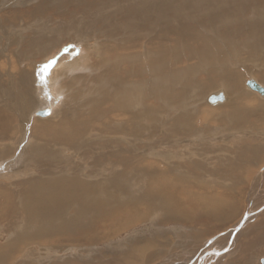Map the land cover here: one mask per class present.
Returning a JSON list of instances; mask_svg holds the SVG:
<instances>
[{
	"label": "bare ground",
	"instance_id": "obj_1",
	"mask_svg": "<svg viewBox=\"0 0 264 264\" xmlns=\"http://www.w3.org/2000/svg\"><path fill=\"white\" fill-rule=\"evenodd\" d=\"M96 1L88 3V0H85L84 5L79 4L81 7L76 6L74 10H70L68 21L63 19L60 24L54 23V26L41 25L32 40H25L27 48L33 54L30 56L31 52L30 57H27L28 52H15L18 57L22 56L28 61L27 66L16 70L17 77L10 78L11 83L7 84V81L3 80V84L0 79V178L4 176L10 181L13 180L7 183L10 185L0 181V219L12 216L9 218L12 223L26 224V230L22 231L23 236L17 238L16 243L2 248L4 251L0 252V263L15 254L20 246L25 249L30 246L46 249L52 247L54 242L62 240L73 243L74 246H77L74 244L77 240L79 245H82L79 237L83 239V231H76L84 227L79 225L83 215L93 217L97 214L92 218L93 222L108 215L106 220L100 224L96 223L98 226L94 227L96 231L101 228V233L86 235V241L93 243L109 239L120 229L123 230L125 223H130L137 216L140 203L130 204L127 201L136 202L139 198L133 196L128 199L124 198V195L130 187L139 185L141 187L137 191H143L147 202H151L150 210L158 211V208L165 205L177 215H183L193 222L213 219L222 223L229 220L231 215H236L237 210L233 205L229 206L224 199H220V195H211L218 191L227 192L224 186L230 176L235 177L236 184L240 186L239 183L243 182L244 174L249 168L264 162V144L254 145L264 137V128L259 129L264 125L261 108L264 107V98L260 99L246 90L242 77V71L248 62L255 63L257 68H263L257 72L253 70L254 75L260 77L264 74V8L260 7L258 0H251V3L254 2L252 10L256 7L255 12L258 13L254 21L240 17L242 6L244 7L238 2L240 0ZM254 17L255 15H252V19ZM193 23L201 25L203 29L196 30ZM67 27L74 28L72 30L76 38L73 37L71 41H74L76 46L67 57L59 55L60 61L56 64L64 74L61 78H54V88L46 81L50 70L46 74L41 73L42 62L34 66L31 60L35 56L34 52L40 55L43 45L46 46L49 38L47 32L52 34L55 30ZM160 32L166 37L162 38ZM84 34L86 38L91 34L99 36L100 38L95 39L96 43H100L99 46L91 47L88 52L91 45L84 48ZM178 34L194 44H190V48L185 47L183 42L179 43ZM77 38L81 40H75ZM219 41H225L223 46L217 43ZM15 43L24 48V43ZM98 47L100 48L97 49ZM182 47L187 48L184 53L187 54L186 61L198 59L199 62L179 70L177 66L183 62L179 52ZM239 50L247 57L239 58ZM2 51L3 49L0 51L1 57L7 60L8 56L6 55V58ZM5 69L0 63V73ZM14 71L12 69L8 74ZM200 72L208 76L204 84L192 81ZM72 86L76 89V94L73 95L62 88L72 89ZM220 86L225 88V92L219 93L225 97V100L219 103L223 105L207 107L208 109L203 107L204 96L206 97L209 90ZM177 87H181V90L177 91ZM58 97H64V106L70 108L64 111L66 116L63 118L60 116L62 113L60 114L59 104L55 102ZM247 100L260 101L259 107H250L253 102L248 104ZM75 103L78 107H74ZM42 105L53 109L50 119L35 118V110ZM172 106H183L180 113L187 123L181 122L169 112L170 110L166 113L172 116L162 114V108L164 112L173 108ZM174 110L175 108L173 113ZM158 116L170 119L166 123L160 122ZM56 118L59 120L54 121ZM172 118L174 120L170 122ZM252 118L257 119L252 121ZM195 119L197 130L192 128ZM33 123L38 137L34 139L31 138L34 131L30 134V126H33ZM254 125L258 127L257 132H253ZM184 127H187L186 138L191 133L193 138L199 137L195 142L193 140L195 144L201 141V144L208 145V148H202L203 160L209 161L206 154L214 153L213 158L218 163V170L210 166L206 170L207 161L193 162L192 156L190 162L185 160L181 163L160 146L163 142H172L171 132L176 133L175 139L178 138L179 129ZM239 129L246 132L241 131L240 134ZM161 133L167 137H164V141L162 137L159 138ZM204 133L208 135L204 136ZM94 134L97 146L84 143L87 136ZM116 138L121 139L122 144L128 148L116 146ZM158 138L155 145L154 140ZM6 141L9 142L4 145ZM177 143L179 146L181 142ZM115 146L120 153L117 159L119 162H110L109 158L99 155L101 166H92L91 173L81 175L80 170L65 173V169L73 166L72 161L64 156L67 148L74 152L99 150V153H102ZM157 148L164 152L160 154L154 151ZM24 149L28 151L25 158L27 162L25 165L20 162L21 165L15 168L17 160L25 156L20 153ZM17 153L19 156L16 157ZM115 164L118 169L116 172L108 175L103 173L102 168L110 166L113 170ZM140 164H143L144 168L139 169ZM57 169H61V172L55 173ZM34 171L40 173V177L28 179L31 172L36 173ZM204 171L214 176L218 183L199 181L198 177ZM25 176L26 181L19 180ZM221 181L226 184L220 185ZM185 194L186 197L183 196ZM119 204L122 205L121 208ZM191 205L193 207L190 212ZM262 214L264 215V210L249 212L243 218L241 226L229 233L230 236L234 238L238 232H243L250 220ZM45 215L50 218L44 219ZM258 230L260 232V229ZM71 234L74 235L73 239H70ZM243 247L238 254H255L259 255L260 259L264 257V230L255 239L243 244ZM55 248L58 249V246ZM210 254L218 256L221 253ZM254 257L256 260L257 257ZM199 264H205V261Z\"/></svg>",
	"mask_w": 264,
	"mask_h": 264
},
{
	"label": "rangeland",
	"instance_id": "obj_2",
	"mask_svg": "<svg viewBox=\"0 0 264 264\" xmlns=\"http://www.w3.org/2000/svg\"><path fill=\"white\" fill-rule=\"evenodd\" d=\"M90 2L96 3L97 1L96 0H88V3H90ZM238 2H240L244 5V7L242 6L243 11H242L240 17L242 16V18L244 20H248V21H254V19L258 17V13L255 12L256 7H253V10L251 8L253 3H254L253 1H252L253 3H251V0H240ZM258 2H259L258 4L260 5V7L264 8V0L263 1L258 0ZM84 3H85V0H71V1L70 0H0V51L3 49L2 52L5 53V56L6 55L8 56V58L6 56V58H7V60H6L5 58H2L0 55V63L2 64V68H6L5 71L2 72L3 74L0 73L1 81H3V80L5 82L7 81V84L11 83L10 78L14 79L17 77L16 70L23 69L27 66L26 64L28 63V61L23 59L22 56L18 57L15 53V52H18L19 50H21V51L23 50V52H28V54L26 53V55H28L27 57H30L33 54V52L31 50H29L26 46L25 40L27 38L29 40H32L31 38H33V35H35V33H36L35 31L39 30L38 28L43 24L45 26L46 25L54 26V23L60 24L63 21V19L68 21V19L70 18L71 11L74 10L76 6H77L76 8L81 7V5H84ZM79 4H81V5H79ZM73 5H75V6H73ZM63 8L67 11H64ZM243 12H245L247 14H244ZM252 12H254V13H252ZM27 13L28 14L32 13V14L27 15ZM50 14H51V16H50ZM252 15H255V17L253 19H252ZM245 17H246V19H245ZM249 17H251V18H249ZM8 18H9V20H8ZM250 19H252V20H250ZM193 26L198 31H201V29H203V27L197 23H193ZM62 28H63V26H62ZM72 29H74V28L67 27L64 29H59V31L55 30L54 32H52V34H49V32H47V35H49V38L47 40L46 46L43 45L44 48L41 50L40 55H39V53L34 52L35 53V56H34L35 58L33 57L34 60L32 59V57L30 58V60L32 59L31 60L32 64L36 65L38 62H42V67H43V65H45L44 62L48 63L49 61H51L53 59H55L56 63L58 64L60 61L59 55L64 57V55L66 56V55L72 53V51L74 50L73 49L74 46H76L74 41H71V39L73 37H75V35H74L75 33L73 32ZM159 34L162 38L166 37L161 32ZM88 36H90V37H88ZM88 36H87V38H86V35L82 36V40L84 43L83 44L84 48H87L85 46L89 47L91 45L88 49V52H89V51H91L90 50L91 47L99 46L100 43H96L95 39H97V37L98 38H100V37L95 36L94 34H91ZM176 38H177V36H176ZM68 40H70V41H68ZM75 40H78V38ZM80 40L81 39H79L78 41H80ZM178 40H179V43L183 42L184 44L183 43L182 44L185 45V47L190 48V44H192V45L194 44L193 41L185 40L183 38V36L179 35V34H178ZM15 42L20 43L21 45H22V43H24V48L22 46H18V44H16ZM224 42L225 41H222V42L219 41L217 43L220 46L221 45L223 46ZM79 45L82 46V44H79ZM99 48L100 47H98L97 49H99ZM69 49H71V50H69ZM186 49L187 48L182 47L179 51L181 53V57H182V61H183V62H180L177 66L179 70L185 68L186 66L189 67L190 64L195 65V63L199 62V61H197L198 59L197 60L194 59V61L191 60L192 62L186 61L187 54H184V53H186V51H185ZM67 50H69V51H67ZM66 52H67V54H65ZM187 52H188V50H187ZM29 53H31L30 56H29ZM238 54H241V55H238L239 58H246L247 57V55L243 54L240 50H239ZM61 62H63V61H61ZM21 63H22V65H21ZM56 63L54 64L55 66L53 65L49 69L50 72H49V75L47 76V79H46L48 85L51 87H54V84H53L55 82L54 78L58 77V76H59V78H61L62 74H64V73H62V70H60V68H58ZM187 63L189 65H187ZM3 65L5 67H3ZM183 65H185V66H183ZM172 66L174 67V65H172ZM245 67H246L245 68L246 70L244 69L242 71L243 72L242 77H243V81H244V88L246 90H248L250 93H252L253 95L257 96L258 98L260 97V99H263L264 94L262 95L259 92L255 91L252 88L247 86V83L249 81H255L256 83H258L259 85L264 87V74L259 77L257 74L254 75L255 72L252 73L253 70H255L257 72V71H261L263 68L255 67V63H253V62L246 63ZM32 68L33 67H31V69ZM12 69L15 70L14 73L8 74V71H10ZM247 69H248V71H247ZM53 70H55V71H53ZM249 71H251V73ZM57 72H60V73H57ZM244 75H245V77H244ZM249 75H251V76H249ZM11 76H13V77H11ZM188 78H190V76H188ZM207 78H208L207 74L200 72L197 76L193 77L192 81H194L195 83L200 82V83L204 84L206 82ZM4 81L2 82L3 84H4ZM188 83L190 84V81ZM62 88L65 90L67 89V91L69 93H72V95L76 94V89H74L73 86H72V89L71 88L68 89V88H64V87H62ZM224 89H225L224 87L220 86V88H215V89L209 90V93L206 95V97L204 96V99H203L204 101H202V106L205 108H207V107L208 108H215V107H219V106L223 105V104H216V105L211 104L209 102L208 98H210L212 95H217L220 92H223V91L225 92ZM71 90H73V91H71ZM176 90L180 91L181 87H177ZM58 98H57L58 100L56 99L55 102L57 105L59 104L60 114L62 113V115H60V116H61V118H63V116H66V115H64V111H68V109H70V108H66L67 106L66 107L64 106L63 103L66 102V101H64V97H58ZM205 98H207V100H205ZM147 100H149V99H147ZM149 101H151V100H149ZM149 101H147L148 105H149ZM248 101H249L248 104L253 102V104L255 105V106H253V104H250V107H253L255 109L259 107L260 101L254 102L252 100H247V102ZM68 102H69V99H68ZM69 103H71V102H69ZM75 106L78 107V104L75 103L74 107ZM172 107H173V108H171L172 110L167 109V110H164V112L162 111L163 110V108H162V110H161L162 114L165 116L166 115L167 116L174 115L175 117L177 116L181 122L187 123L184 119L183 114L180 113L181 111H183V106H181V107L172 106ZM174 108H175V110L173 113ZM261 108H262V113L264 114V107L262 106ZM52 110L53 109L51 107H49L47 105H44V106L42 105L40 108H37L35 110L36 111L35 118H38L41 120L42 119L43 120L50 119V117L53 115ZM168 111L171 112L172 115H168L169 113H166ZM40 112H49V113L47 116H40L39 115ZM57 119L58 118H56L54 121L59 120V119L58 120ZM158 119L160 122L166 123L167 120H169L170 118L166 119L165 117L158 116ZM255 119H257V118H252V121H255ZM172 120H174V119L172 118L170 120V122ZM196 120L197 119H195L194 123L192 124L193 130H195V129L197 130V127H198V124L195 122ZM257 122H259V121H257ZM34 123H35V121H34ZM34 123H33V126H30V128H32L30 131V134L34 131L31 135L32 139H34L35 137L38 138L36 133H35V129H34L35 128L34 125L38 124V122H36L35 124ZM216 124L221 125V123H216ZM188 125H190V124H188ZM165 128H163L164 131L168 132V130H166ZM185 128H187V127L179 129V136L176 139H175L176 133L172 134V132H171V136L173 138L172 142H171L172 144L163 142V143H161V145H160V143H158V146L160 145L164 149L168 150L166 152L170 155H173V157H175V159H178L180 162L185 161V160H186L185 162H190V156H192V159L197 160V161L193 160V162L203 161L206 163L207 160H205V161L203 160L204 155H202V154L204 152H203L202 148H204V147L208 148V145L205 146V144H201V141H199V143L195 144L194 142L199 137L195 136V138H193V135L191 133L188 134V136L186 138ZM252 128L255 129L253 132H257L256 130H258V127L256 125H254ZM261 128H264V125L262 127H259V129H261ZM262 130H264V129H262ZM241 131L246 132L243 129H239L240 134H241ZM249 131H252V130L249 129ZM204 134H205L204 136L208 135L206 133H204ZM183 136H185V137H183ZM161 137H162V141H164L163 139H164V137H166V135L165 134L163 135V133H161L159 138H161ZM128 138H129V136H128ZM159 138L154 140V144H155V141L159 140ZM96 139L97 138H96L95 134L90 135V136H87L84 143L95 144L97 146ZM193 140H194V142H193ZM176 141L179 143L181 142L179 146H178V143ZM259 141L260 142H255L254 145L258 146L259 144H264V137H262ZM8 142L9 141L4 142V145H6ZM242 143L244 144V142H242ZM1 144L2 143H0V145ZM9 144L11 145V143H9ZM115 145L118 146L119 148L126 146V145L122 144V141L119 138H118V140L116 138ZM155 145H157V144H155ZM116 146H115V148H111L110 150H106L105 152L102 151V153H99V150H91L88 152H83V151L74 152L73 150H70L67 148L66 152L64 153V156L68 157L70 159V162L72 161L71 163L73 164V166L69 167L68 169H65V173H66V171L71 172L73 170H76V171L80 170L79 172L81 173V175H85V174L89 173L90 170H92V169H90L92 166H95V164H97V165L100 164L101 160H99L100 159L98 157L99 155H104L107 159L109 158L110 162L111 161L112 162L118 161L117 159L119 158L118 155H120V153L118 152V149H117L118 147L116 148ZM160 146H159V148H160ZM126 147L128 148V146H126ZM154 151H158L160 154H162L164 152V151H161L160 149L158 150V148L154 149ZM27 152H28L27 149H24V151L20 152V153H22L21 155H25V156H23L19 160H17L15 168H18L21 165L20 162H24V165H25V163L27 162V159L25 160ZM96 152L98 154H96ZM214 155H215L214 153H210L208 155L206 154V158H209V161H207L208 165L206 166V170H207L208 166H210L211 168L214 167V168H216V170H218L217 168L219 166H218V163L215 162L216 159L213 158ZM17 156H19L18 153H17L16 157ZM181 156H182V158H179ZM211 158H213V159H211ZM100 166H101V164H100ZM140 166H141V168H140ZM202 166H204V165H202ZM76 167L77 168L79 167V168L77 169ZM142 168H144L143 164H140L139 169H142ZM112 169L114 171L111 170L110 166H108V167H105V169L102 168V171L106 175H108V173L116 172L118 170L116 167V164H115V168H112ZM165 169L170 171V169H168V168H165ZM182 169L186 170L184 168H182ZM55 171H56L55 173H60L61 169H57ZM34 172H36V171H34ZM62 172H63V170H62ZM79 172H77V173H79ZM41 173L43 174L44 172H41ZM103 173H102V175H103ZM206 173H207V171H204L198 177L199 181L208 180V183H209L211 181L213 182V181L217 180L214 176L209 175L208 173H207L208 174L207 175ZM39 174H38V172H36L35 174L33 172H31V174H29L30 177L28 176V179H32L33 177L35 179L39 178L41 175V174L40 175ZM220 174H223V173H220ZM230 177L231 178H229V177L227 178L228 181L226 180L228 186L227 185L224 186L225 189H227L229 192L228 191L227 192H219L218 191V192H214V194L211 195V196L220 195V199H224V201L227 204H230L229 206L233 205L236 208V210H237L236 215H234V216L231 215L230 217H228V219L230 218L229 219L230 221L227 220V221H224L222 223H219L216 220L213 221V219L212 220L208 219V220H205V222L200 221V220L197 222L195 220L193 222L192 220L185 218L183 215H177L173 210H171V208L169 206H165V205H163L164 207L159 206L160 208H158V211H156L155 209L150 210L151 209L150 208L151 202L150 203L147 202L148 200H146L143 191H141V190L137 191L141 187L139 185L137 187H130L131 188V189H129L130 191L128 190L129 192L127 191L126 195H124V198L127 197L128 199H131L133 196L139 198V201H136V202L135 201H127V203L130 202V204L132 202L133 203H140L139 204L140 210L139 209L137 210L138 211L137 216H135V219L133 218L132 221H130V223H128V224H126L124 222L126 225L125 228L123 230L120 229L121 230V231L119 230L120 232L119 231H118V233L116 232L109 239H103V241L101 239V240H99L100 242H93V243L90 241H86L85 240L86 235H89L92 233H94L93 235H98L101 233L100 232L101 228H100V230L98 229L97 230L98 232H97L96 230H94V227L96 228L98 226L97 225L98 223L100 224L103 220H106L108 215L104 216L102 218L99 217V219L97 218L94 222H93L92 218H95V216H97V214L93 217L91 215H89V217L83 215L82 221L79 225L84 226V227L82 228V230L76 231L78 233L83 231V234H81L82 235L81 237L83 239H81L79 237V240L80 241L82 240V245H79L77 240L74 242V244H76L77 246L72 245L73 243H70L66 240H62V241L58 242L59 244L54 242L52 244V247H49L46 249L44 247L39 248L38 246H30V247H28V249H25L24 247L20 246V248L16 251L15 254H13L5 262H3V263L1 262L0 264H199V262H202L203 260L205 261V264H241V262L238 258L239 256L235 255V252L239 253V250L242 249L243 244L247 243L248 241L255 239V237L257 235H261V233L264 230V226H263L264 225V215L263 214L259 215L257 218L250 220L248 225L245 228H243L244 231L238 232L237 233L238 235L235 236L234 238L231 237L229 233L234 231V229H236L238 226H240V224H242V222L244 220L243 218H245V216L249 212L254 213L258 210H261V211L264 210V162H262L261 164H254V167L249 168V171H247V173L244 174V177L242 180L243 182L241 184L239 183L240 186H238L236 184L237 180L235 177H232V176H230ZM133 178H135V177H133ZM26 179H27V177L25 176L23 178L20 177L19 180H25L26 181ZM98 179H100V178H98ZM142 179H144V177ZM177 179H180V178H177ZM0 181L4 184L13 182V180L10 181L9 178H6L4 176H2L0 178ZM216 182L218 183V181H216ZM222 184L225 185L226 183H223L221 181L220 185H222ZM7 185H10V184H7ZM219 187L220 186H218V188ZM220 193H222V195ZM12 196H13V194H12ZM183 196L186 197V194ZM200 196H201V193H200ZM129 197H131V198H129ZM121 207H122V205L119 204V208H121ZM192 207L193 206L191 205L190 206V212L192 210ZM149 210H150V212H149ZM168 210H170V211L167 212ZM112 212L115 214L114 210ZM171 213H175L176 215L175 214L172 215ZM109 216H110V214H109ZM11 217L12 216H10L9 218H11ZM9 218L0 219V225H1L0 226V252L4 251L2 249L3 247L8 246L10 243L15 242L17 238L22 237L24 234V233H22V231L26 230L25 222H21L19 225H17V224L12 223L13 221L10 220ZM47 218H50V217L45 215L44 219H47ZM90 218H91V221H90ZM124 223H122V225ZM11 224H13V225H11ZM23 224H24V226H23ZM123 227H124V225H123ZM258 229H260V232ZM11 230H13V231H11ZM102 232L104 233V231H102ZM71 235H72V238H70V239H73L74 235L73 234H71ZM79 236H80V234H79ZM61 237L65 238V239L67 238L65 236H61ZM61 237H59V238H61ZM231 241L232 242L235 241V243L233 244ZM17 242H20V241H17ZM226 244H228V245H226ZM57 246H58V249L55 248ZM33 248H35L37 250H31ZM243 248H245V246ZM18 252H20V253H18ZM210 252H219L221 254L216 256V255L210 254ZM259 252H262V251H259ZM258 256H256L257 257L256 264H262L264 257L259 260ZM34 257H35V259H34Z\"/></svg>",
	"mask_w": 264,
	"mask_h": 264
},
{
	"label": "water",
	"instance_id": "obj_3",
	"mask_svg": "<svg viewBox=\"0 0 264 264\" xmlns=\"http://www.w3.org/2000/svg\"><path fill=\"white\" fill-rule=\"evenodd\" d=\"M248 87L252 88L253 90L261 93V94H264V87H262L261 85H259L258 83L254 82V81H249L247 83ZM225 100V97L223 94H218V95H212L210 98H209V102L211 104H219L221 102H223ZM40 116L41 115H44V116H47L48 115V112H41L39 114ZM241 226V225H240ZM262 264H264V260L262 261Z\"/></svg>",
	"mask_w": 264,
	"mask_h": 264
},
{
	"label": "crops",
	"instance_id": "obj_4",
	"mask_svg": "<svg viewBox=\"0 0 264 264\" xmlns=\"http://www.w3.org/2000/svg\"><path fill=\"white\" fill-rule=\"evenodd\" d=\"M235 255H237V256H239L238 258H239V260H240V262H241V264H243V263H245V264H256V260H257V258H256V256L257 255H255V254H247V255H241V254H238V253H235ZM255 257H254V256ZM253 257L254 258H256V260L255 259H253ZM263 258V257H262ZM259 260H260V258H258ZM247 260V261H246ZM258 260V261H259ZM250 262V263H249Z\"/></svg>",
	"mask_w": 264,
	"mask_h": 264
},
{
	"label": "snow or ice",
	"instance_id": "obj_5",
	"mask_svg": "<svg viewBox=\"0 0 264 264\" xmlns=\"http://www.w3.org/2000/svg\"><path fill=\"white\" fill-rule=\"evenodd\" d=\"M56 63L55 59L49 61L48 63H46L45 65H43V67L41 68V73L46 74L48 72V70ZM43 79V76H42Z\"/></svg>",
	"mask_w": 264,
	"mask_h": 264
}]
</instances>
